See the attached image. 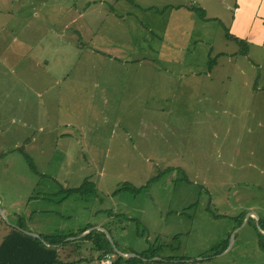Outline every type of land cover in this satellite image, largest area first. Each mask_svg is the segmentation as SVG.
<instances>
[{"label": "rangeland", "instance_id": "obj_1", "mask_svg": "<svg viewBox=\"0 0 264 264\" xmlns=\"http://www.w3.org/2000/svg\"><path fill=\"white\" fill-rule=\"evenodd\" d=\"M234 1L0 0V241L88 226L190 257L261 233L264 49L226 37ZM90 242L60 259L109 264Z\"/></svg>", "mask_w": 264, "mask_h": 264}, {"label": "crops", "instance_id": "obj_2", "mask_svg": "<svg viewBox=\"0 0 264 264\" xmlns=\"http://www.w3.org/2000/svg\"><path fill=\"white\" fill-rule=\"evenodd\" d=\"M230 24V28L232 31H229L239 39H241V42L244 45H247L251 49H264V0H235L233 16ZM256 51L257 54L260 55L261 50ZM0 191L2 194L1 197L3 198V201L1 203V206H3L2 211L7 213L11 211L13 212V207L9 208L8 206H5V203L7 201L5 199V192L2 191V188L0 189ZM30 197L31 200L32 198H34L32 196ZM18 202V200H15V203ZM259 211L264 212L263 208H250V210H248V222H251L252 224L261 222L260 220L262 218ZM247 225L248 223L240 227L238 231H236L235 223L232 224V229L229 228V230L226 231V234H224L223 237L219 240L220 244L218 245H221L223 250H221L217 254L209 255L206 254V251L213 246H206L201 252H194L193 254L196 256L192 255L191 258L187 260L186 264H190V261L192 260H196L198 262L197 264H228L225 261H212L213 259L217 260L225 257L230 258L231 264H264V244H262L264 243V237H262V235L259 236V234L262 233L257 231L256 226L252 225L253 229H251L247 227ZM79 228L83 229L84 227ZM262 231H264V228H262ZM69 235L75 234L71 233ZM2 240L0 241V243L2 242ZM119 249L122 252L129 254L134 253L135 255H138L137 253H139V250L131 248L130 246H128V244H124L123 248ZM143 250L145 249L140 250V252H142ZM244 250H248V253L244 256V262H242L238 259L237 255L239 254V252H244ZM103 258L106 259V256H104Z\"/></svg>", "mask_w": 264, "mask_h": 264}, {"label": "trees", "instance_id": "obj_3", "mask_svg": "<svg viewBox=\"0 0 264 264\" xmlns=\"http://www.w3.org/2000/svg\"><path fill=\"white\" fill-rule=\"evenodd\" d=\"M201 14L204 15L202 9ZM226 37L237 42L242 43L241 39L232 34L229 30L226 32ZM88 180V179H86ZM81 190L80 188L67 189V192L73 193ZM19 227L12 228L3 238L0 243V264H77L78 260H63L60 259L58 253V245H65L69 243H76L77 240H88L93 243V248L102 252L100 259H103L107 254L109 255L111 262L109 264H161L168 260H182L187 262L190 259L186 255H177L171 253L160 252L155 248H148L142 252L137 253L138 255L125 258L116 253L113 248V243L110 240L106 232L98 230V232H89L79 239H65L69 237L68 233H57V234H40V237L31 235ZM88 227L81 229L86 230ZM110 235L116 244L114 237L109 230ZM77 235V234H75ZM177 237V236H175ZM263 237V236H262ZM264 244V243H262ZM117 246V245H116ZM152 246V245H150ZM118 247V246H117ZM217 250L212 253L206 252V254L213 255L219 253L223 248L221 245L216 246ZM264 247V246H263ZM163 256V258H154L155 256Z\"/></svg>", "mask_w": 264, "mask_h": 264}, {"label": "water", "instance_id": "obj_4", "mask_svg": "<svg viewBox=\"0 0 264 264\" xmlns=\"http://www.w3.org/2000/svg\"><path fill=\"white\" fill-rule=\"evenodd\" d=\"M95 228H96V227H95ZM95 228H94V229H95ZM98 228H101V227H98ZM101 229H103V228H101ZM92 230H93V228H92V229H86V230H84L81 234H78V235H72V236L67 237L66 239H75V238L82 237V236L86 235L87 233L91 232ZM103 230L107 233V235L109 236L110 240L112 241V243H113V248H114V250L116 251L117 254H119V255H121V256H123V257H125V258H129V257H131V256H135L134 253H130V254H129V253L122 252V251L116 246V244L114 243V241H113V239H112V237H111V235H110L109 230H108V229H103ZM261 231H262V230H261ZM27 233H28V232H27ZM261 233H263V231H262ZM29 234L34 235V236H36V237H40V234H37V233H29ZM156 258H157V257H156Z\"/></svg>", "mask_w": 264, "mask_h": 264}, {"label": "built area", "instance_id": "obj_5", "mask_svg": "<svg viewBox=\"0 0 264 264\" xmlns=\"http://www.w3.org/2000/svg\"><path fill=\"white\" fill-rule=\"evenodd\" d=\"M106 258L110 259L109 255H106ZM110 261H111V259H110ZM102 264H103V263H102Z\"/></svg>", "mask_w": 264, "mask_h": 264}]
</instances>
